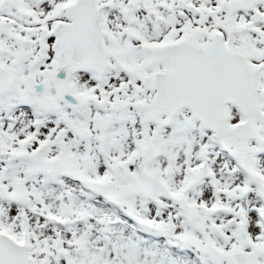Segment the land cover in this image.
Instances as JSON below:
<instances>
[{"label": "snow or ice", "instance_id": "obj_1", "mask_svg": "<svg viewBox=\"0 0 264 264\" xmlns=\"http://www.w3.org/2000/svg\"><path fill=\"white\" fill-rule=\"evenodd\" d=\"M0 264H264V0H0Z\"/></svg>", "mask_w": 264, "mask_h": 264}]
</instances>
